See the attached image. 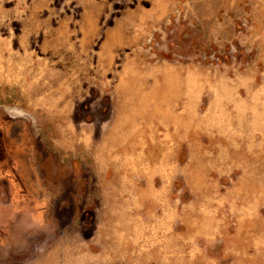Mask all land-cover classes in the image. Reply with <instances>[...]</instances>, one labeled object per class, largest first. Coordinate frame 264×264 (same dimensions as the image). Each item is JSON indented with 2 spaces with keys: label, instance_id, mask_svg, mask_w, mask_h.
Returning a JSON list of instances; mask_svg holds the SVG:
<instances>
[{
  "label": "rangeland",
  "instance_id": "374dc122",
  "mask_svg": "<svg viewBox=\"0 0 264 264\" xmlns=\"http://www.w3.org/2000/svg\"><path fill=\"white\" fill-rule=\"evenodd\" d=\"M0 264H264V0H0Z\"/></svg>",
  "mask_w": 264,
  "mask_h": 264
}]
</instances>
